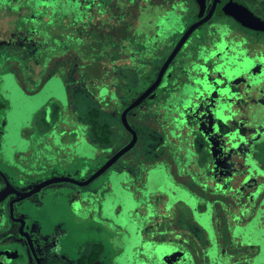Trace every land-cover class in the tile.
Returning a JSON list of instances; mask_svg holds the SVG:
<instances>
[{"label": "flooded vegetation", "instance_id": "af4514ba", "mask_svg": "<svg viewBox=\"0 0 264 264\" xmlns=\"http://www.w3.org/2000/svg\"><path fill=\"white\" fill-rule=\"evenodd\" d=\"M73 1L77 2L81 14L76 36L80 66L85 64L83 69L89 68L92 73L98 63L102 70L109 67L113 73L110 89L124 93L119 107L116 103L110 104L112 117L119 111L121 114L154 83L183 35L191 25L207 16L214 3V0H206V10L202 13L195 0ZM233 1L248 8L241 0ZM254 14L264 20V15ZM66 34L68 36L69 29ZM263 34L243 27L232 17L221 16L217 5L210 21L189 37L158 89L148 97L152 102L145 103L146 99L128 114L145 128L143 138L146 140L138 154L140 157L137 155L112 170L114 164L109 170L108 183L99 189L75 194L77 205L73 209L78 221L93 219L96 231L104 229L110 235L113 248L135 230L141 243L137 250L142 253L140 259L144 264H264V161L260 153L264 146V39L260 37ZM91 58L93 61L90 62ZM158 62L163 64L159 66ZM117 73H123L126 80L119 79ZM80 78L76 79L78 85ZM90 85L85 88L90 90ZM159 92L166 98L156 99ZM179 103H202V108L185 115L192 134L187 128H178L177 121L183 117ZM48 120L45 114L42 121L33 123L35 129H41L38 135L54 129L66 132L73 139L81 134L89 137V131L91 134V126L81 124L79 117L69 109H63L53 125ZM155 125L158 134L151 133ZM3 134L6 135V131L3 132L0 120V149L4 146ZM131 140L130 134L129 142L123 147ZM32 145L30 154L21 155L22 161L29 164H33L34 153L42 149L41 146L36 148L35 141ZM110 146L108 152H100L108 159L123 148L115 150L112 144ZM90 168L86 178H81L76 170L67 168L63 171L85 180L95 172L91 165ZM34 172L27 170L21 175L0 165V192L6 189L7 182L11 185L6 189L8 192L22 190L19 180ZM45 179L36 176L34 185ZM155 184L161 190L146 194ZM163 188L182 190L194 196L201 214L211 209L215 244L210 234L197 223L192 209L182 201L171 202ZM48 191L43 190L37 199L44 198ZM13 199L16 195L10 194L0 201V264H58V260L42 259L34 245L36 258L24 238L29 251L26 253L16 238L21 224L11 215ZM143 202L146 206H142L140 212L131 211L133 205ZM117 203L120 204L117 206ZM22 204H14L13 216L25 220L24 231L29 234L34 221L22 211H31L37 204ZM182 208L190 213L187 221L198 224L207 235V239L196 242L200 250L191 247L189 229L186 225L181 226ZM122 213L132 220L134 229L128 228L127 217L123 225L116 224V218ZM7 218L14 221L15 229L6 223ZM221 230L228 240L219 248L217 241ZM40 231L49 232L44 226ZM65 233H68L67 227L58 229L57 238L64 241ZM44 242L40 245L48 247ZM86 244L88 252L85 253L78 251L83 249L81 246H69L66 254L70 258L72 254L77 257L69 258L65 264H101L103 246L97 242ZM150 253L153 256L148 259L146 255ZM176 255L179 260L173 259ZM113 257H109L111 262L116 259Z\"/></svg>", "mask_w": 264, "mask_h": 264}, {"label": "rangeland", "instance_id": "374dc122", "mask_svg": "<svg viewBox=\"0 0 264 264\" xmlns=\"http://www.w3.org/2000/svg\"><path fill=\"white\" fill-rule=\"evenodd\" d=\"M47 12H50V10ZM5 19L4 13L0 11V120L3 123V132L5 133L6 131V135L3 134L5 135L3 142L4 146L3 149H0V165L6 166L13 160H17L20 163L23 158L18 154L20 152V149L18 148H20L21 144L25 143L26 139H34V141L37 142L36 148L40 147L42 145L40 144L41 136L38 135V133L41 129H35L33 123L35 121H42L46 114L47 120L49 119V123L52 121L51 125H53V122L57 120V117H61L63 109H69L70 113L78 116L80 123L85 126H90V111L97 109L98 111L100 110L102 113V115H100V123L108 125L107 131L112 134L111 144L114 146L115 150L125 145L129 140L130 134L122 124V113L120 114L119 111L115 117H112L110 110L108 112L102 110L103 105L100 104L101 102L93 95L94 93L97 94V86H93L89 92L87 91L85 86L92 82V77H89L90 75L87 74L89 68L86 70L80 66L82 64L79 57L71 56L72 54H66L67 52H63L65 55L63 58H61L62 55L57 57L55 54L62 50L48 49V51L51 52L50 54L48 53L49 58L56 57L52 61V64L50 62L52 69L60 67L61 72L58 70L59 73H57V75L45 78L42 75L43 73L38 71V63L39 61H42V57L46 51L43 53L30 50V48L25 45L27 42H23V39L18 32L21 31L18 27L20 23L10 22V24H6ZM25 25L23 30L26 34H29L27 31L29 29H37L38 33L43 36L45 28L47 26L51 28L53 23L45 25L39 20L30 21L28 26ZM70 33L75 34L72 30H70ZM176 37H178V35ZM260 37L261 39H264V34ZM45 43H47V40ZM164 57H166V55H164L163 58ZM44 61L49 63L50 60L45 59ZM65 63L66 66L68 65L67 67L65 66ZM70 63H72V65ZM162 64L163 62H158L159 66ZM62 65L65 67L63 68ZM83 65L85 68V64ZM181 67L183 68V64H181ZM182 70H180V72ZM83 73L84 76L80 78ZM117 74L119 79L126 80V76L123 73ZM77 78L82 79L79 81V85L76 83ZM40 79H43V81ZM103 95H105V93ZM156 95V99H159V97L163 99L166 98L162 92H159L158 94L156 93ZM114 99L115 97H112V100ZM146 101L147 102L145 103H148L149 101L152 102V99L149 98ZM138 111L141 112L140 108ZM128 122L130 126L139 133V140L135 148L124 155L112 167V170L115 169V167H119V165L125 164L128 160H133L139 153H141L142 145L146 140V138H143L145 128L137 118L129 116ZM157 125L154 126L151 133L158 134L157 131H159V129ZM240 130L244 131L243 129ZM86 139L89 144L88 154L90 157L89 159H91L90 165L93 169H98L97 165H99V161L103 159V154L99 152V148L94 143L95 140L93 137H86ZM260 149L262 160L264 161V146ZM38 154H40V152H38L36 156H38ZM3 155L5 157H3ZM138 157H140V155H138ZM1 160H3V162ZM139 163H141V161H139ZM65 173L71 174L70 172ZM109 173V171L106 172L91 185L83 188L70 183L54 184L46 188L49 191L45 194L44 198H41L42 200L37 199V197L40 196V193L29 199L27 202H24L27 206L37 204V206H35L36 208H32L31 211L22 212L23 214L25 213L24 215L32 222L34 221V227L29 230V234L32 237L36 251L42 259L58 260V264H65L66 260L75 259L77 257L72 254V258H70L66 254V249L69 246H81L83 249H79L78 251L85 253L88 252L86 243L92 244L97 242L100 243L104 249V253L101 254V259L104 260L101 264H144L140 259L142 253L137 250L138 247H141V243L139 237L135 235V230L130 231V236H125V238H123L124 240L119 245L116 244V247L113 248L109 242L110 235L106 230L103 229L102 231H96L93 219L90 221L88 220V222H83L81 220L78 221L75 209H73L77 205L76 199H74V197H76L75 194L82 190H88L91 192L106 185L108 183ZM84 177L85 176H82L81 178ZM108 203L111 207V202L108 201ZM119 204L120 203H117L116 205L118 206ZM128 206H130L129 203ZM142 206H146V203H139L138 206L133 205L131 211L139 210L140 212ZM107 213L108 212H106V214ZM180 213L181 226L186 225L189 229L188 239L192 243L191 247H196L197 250H200L196 242H201V240L203 241L207 239V235L200 229L198 224H195L193 221H187V216H189L190 213L187 212L186 209L182 208ZM126 217L122 213L116 218V224L119 226L123 225ZM126 221L128 228H135V224L132 223V220L130 221L129 217H127ZM32 222L30 223L32 224ZM6 223L16 226L12 219L9 220L7 218ZM15 226L14 229L16 228ZM43 226L46 227V230L49 232L42 233L40 230ZM62 227L68 228V233L64 234V241L57 238L59 237L57 236V230H61ZM10 231L12 232V230ZM60 234L63 235L62 232ZM16 238L21 243L26 253L29 254L24 242V237L18 232ZM46 239H48L47 243L44 242ZM209 239L211 238L209 237ZM227 240L225 232L221 230L217 246L220 248L221 246L226 245ZM42 242H44V244L46 243L48 247L41 246L40 243ZM145 250L146 252L149 251L147 248ZM113 256H116V259L111 262L109 257ZM146 256H148V259H151L153 255L150 253ZM112 259H114V257ZM173 259L179 260V257L176 255L173 256Z\"/></svg>", "mask_w": 264, "mask_h": 264}, {"label": "water", "instance_id": "95a60500", "mask_svg": "<svg viewBox=\"0 0 264 264\" xmlns=\"http://www.w3.org/2000/svg\"><path fill=\"white\" fill-rule=\"evenodd\" d=\"M195 3L199 7L200 12L202 13L205 12L206 0H195ZM218 4H219V14L221 16L232 17L236 22H238L240 25H242L247 29L264 32V20L258 17L257 15H255L244 4L233 0H214L213 6L209 11V13L207 14V16L201 19L200 21L194 23L193 25H191L189 29L186 31V33L183 35L181 40L178 42V44L174 47L172 53L169 55V57L161 67L154 83L150 85V87L145 92H143L140 96H138L132 102V104L122 112V124L124 128L132 135L131 142L127 146L119 150L116 154H114L110 159H108L90 177H88L85 180H77L75 178L66 177V176H55L57 172L68 168L67 170L69 169L76 170L81 176H85L84 178H86L87 174L90 173V169H91L90 168L91 159H89L90 157L88 154L89 144H88V140L86 139V137L88 136H86L85 134L83 135L81 134L76 139H73L72 136L66 135V132L65 133L60 132L56 129L46 134L40 135L41 136L40 144H42L41 145L42 149L38 150V152H40L38 156H36L38 152L34 153L33 159L31 160L33 164H29L25 161H21L19 163V161L13 160L14 162L12 161L6 165L9 169H14L17 172H19V174L21 175H23L27 170H35L34 173H31L32 175L28 176L27 178L22 176L23 179L19 180V183L23 188L22 190L15 189L13 191L8 192L6 189L8 187H11V185L10 183L7 182L6 189H3L0 192V201L4 200L5 196L7 197L10 194L16 195V199H13L10 202L11 215L14 221L21 224L20 235H22L26 239V241L30 246V249L32 250L35 256H36V252L34 249V243L32 237L24 231L25 220L16 219L13 216L14 204L24 203L25 201L33 198L34 196L42 193L43 190L54 184L70 183L81 188L87 187L91 185L95 180L99 179L107 171H109L110 168L114 164H116L119 159H121L129 151L133 150V148L136 146L138 141V134L130 126L128 122V114L131 111L135 110L138 106H140L146 99H148V97L151 94H153L158 89L167 69L169 68L175 57L178 55V53H180L183 46L186 44L187 40L189 39V37L194 32H196L201 26H203L204 24L210 21ZM87 74L90 75L89 77H92L91 79L92 82L88 83L91 84L90 88L93 86L98 87V91L97 94H95V97L97 98V100L101 102L100 104L103 105L102 107L103 111H107V112L109 110L111 111V106H110L111 103H116V106L119 107L120 103L122 102V98L120 99V97L123 96L124 93L122 91H113L110 89L111 77L113 73L112 71L109 70V67H106V69L103 70L101 69L98 73L88 72ZM87 91L89 92L90 90ZM104 93L105 95H103ZM112 97H115V99L112 100ZM179 104L181 105L180 111L181 113H183V117L181 120L177 121L180 124L178 128L179 129L181 128L183 129V127L187 128L191 130V134H192L193 130L188 126L185 115L189 114L188 112L191 110H194L195 112L200 108H202V103H179ZM32 141H34V139L31 138L26 139L25 143L21 144L20 148H18L20 149V152L18 154L20 155L30 154L33 150ZM110 149L111 146L102 147V150L107 152ZM3 157L5 156L3 155ZM78 162H82L83 165L80 166ZM28 164L30 166H28ZM27 167H29V169H27ZM31 176L32 178L30 179L29 177ZM36 176H40L41 178H46V179L41 183L34 185ZM197 186L198 187L200 186V188H202L201 185L198 183ZM26 189L29 190L25 191ZM148 189L149 190L146 194H152L153 192H158L159 190H161L158 184L151 185ZM163 191H165L164 193L168 195L171 202L182 201L192 209L197 223L210 234L213 243L215 244V233L211 224L212 223L211 209H209L206 212V214H201L197 209V200L194 196H191L188 193L183 192L182 190L173 191V190H168L167 188H163ZM217 204H219L220 206H224L223 203H221V201H217Z\"/></svg>", "mask_w": 264, "mask_h": 264}, {"label": "trees", "instance_id": "16d2710c", "mask_svg": "<svg viewBox=\"0 0 264 264\" xmlns=\"http://www.w3.org/2000/svg\"><path fill=\"white\" fill-rule=\"evenodd\" d=\"M241 1H243L254 13L264 15V0ZM68 5L69 7H67ZM48 10H50V12H47ZM0 11L5 15L6 24H10V22L20 23L18 27L21 31L18 32L23 42H27L25 45H27L30 50L43 53L46 51L42 57V61L38 63V71H41L45 78L57 75L59 71L61 72L60 67L52 69L51 64L56 57L49 58L51 52L48 51V49L62 50L55 54L57 57L62 55L61 58L65 56L63 52L72 54L71 56L78 55L79 45L76 36L81 14L77 2L73 0L69 2L68 0H0ZM39 20L45 25L53 23L51 28H49V26L45 28L43 36L38 33L37 29L27 30L29 34L24 32L23 29L25 24V26H28L30 21ZM67 29H69L68 36L66 34ZM70 30L75 34H71ZM46 40L47 43H45ZM45 59H49V63H46V61H44ZM91 61H93L92 58L90 62ZM70 64L72 65V63ZM65 66L62 65L63 68ZM93 73L98 72L94 70ZM40 80L43 81V79ZM99 113L100 111L98 110H93L89 113L91 136L101 147H107L111 145L112 134L107 131L108 125L100 123Z\"/></svg>", "mask_w": 264, "mask_h": 264}, {"label": "crops", "instance_id": "0c3cea01", "mask_svg": "<svg viewBox=\"0 0 264 264\" xmlns=\"http://www.w3.org/2000/svg\"><path fill=\"white\" fill-rule=\"evenodd\" d=\"M96 69H95V71L96 72H99L102 68H101V66H100V63H98L97 64V67H95ZM137 94V93H136ZM138 94H139V92H138ZM127 103V102H126ZM89 137H92L91 136V134H90V136ZM129 140H130V137H129ZM129 140L127 141V142H129ZM126 142V143H127ZM97 146H98V148H99V152H101V150H102V147L95 141L94 142ZM125 143V144H126ZM121 147H123V146H121ZM101 155V154H100ZM107 157H103V159H101L100 161H99V165H97V167H98V169L107 161ZM103 160V161H102ZM101 161H102V163H101ZM3 162V161H2ZM97 168H95V170L94 171H96V170H98ZM65 172H67V171H65ZM65 172H63V170H61L60 172H58V174H55V176H66V177H71V175H69V174H67V173H65Z\"/></svg>", "mask_w": 264, "mask_h": 264}]
</instances>
